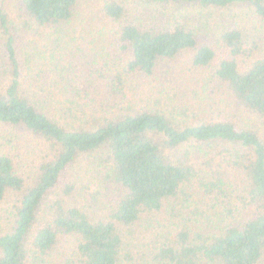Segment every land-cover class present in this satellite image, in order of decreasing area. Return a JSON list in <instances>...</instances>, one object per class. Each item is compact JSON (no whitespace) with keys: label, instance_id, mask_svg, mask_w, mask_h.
<instances>
[{"label":"trees","instance_id":"trees-1","mask_svg":"<svg viewBox=\"0 0 264 264\" xmlns=\"http://www.w3.org/2000/svg\"><path fill=\"white\" fill-rule=\"evenodd\" d=\"M7 2L0 202L17 199L0 234V264H264V57L254 54L264 44V0H142L133 8L105 0L115 60L67 38L76 0H16L14 17ZM239 3L244 13L213 45L200 43L189 15L168 13L171 4ZM182 52L191 62L183 85L224 89L233 113L196 119L199 103L185 98L133 102L127 81L153 76ZM17 128L42 147L38 160L11 146L8 130ZM81 158L106 183L96 212L77 203L69 178ZM143 219L152 221L141 232Z\"/></svg>","mask_w":264,"mask_h":264},{"label":"rangeland","instance_id":"rangeland-1","mask_svg":"<svg viewBox=\"0 0 264 264\" xmlns=\"http://www.w3.org/2000/svg\"><path fill=\"white\" fill-rule=\"evenodd\" d=\"M15 1L8 0L7 2V9L12 17L17 12L15 10ZM104 1L76 0L73 16L65 26L66 34L73 46L81 45L85 48L96 49L106 59L112 58V60H115L117 52L114 27L104 16L102 9ZM117 1H121L127 7L133 8L139 6L142 0ZM157 5L160 10H164L161 8L163 4ZM245 6V4L239 3L231 7V9H201L183 4L177 5L175 10V5L171 4L169 5L168 13L174 15L176 13L189 15L190 19L188 21L194 25L200 43H210L213 45L227 23L238 19L244 13ZM254 54L255 56L264 57L263 43L259 45V48ZM190 63V53L182 52L175 58L161 63L153 76L145 78L137 75L129 79L125 84L124 90L133 96L132 100L136 105L154 104L153 101L157 97H160L159 101L172 100L173 102L181 103L182 98H185L187 102L199 103V106L191 112V115L195 116L196 119L213 117L216 115L215 112L217 114L225 112V116L233 113V110H230L231 101L225 97L224 89H204L205 92H202L203 90L199 87L201 86L199 84L194 89L190 87L188 89L186 85H183V80L186 79L183 71L186 74L187 71H190ZM192 72L196 76L199 70L193 68ZM205 102H209V104L205 105ZM24 133L22 128L9 129L8 134L12 135L14 142L11 146L22 159V156H24L28 160H38L41 157L40 152L42 147L36 140ZM93 166V162L90 159H78L71 168L69 175L70 181L75 183L76 193L78 195L76 197L77 203L85 209L90 208V212L91 210L96 212L97 209L102 208L105 205V200H107V197L102 193V190L106 188V183L102 180L101 173L95 171L96 167L91 173H87L88 167ZM108 190H111V188L108 187ZM16 199L17 197L15 195L9 194L0 202V234L8 231L11 226V222L14 219L13 209ZM196 219H199V216ZM151 221L143 219V226H139V231L144 232V227L148 226L147 224Z\"/></svg>","mask_w":264,"mask_h":264}]
</instances>
